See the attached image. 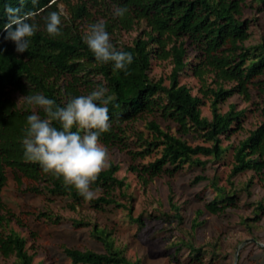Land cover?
<instances>
[{"label": "trees", "instance_id": "1", "mask_svg": "<svg viewBox=\"0 0 264 264\" xmlns=\"http://www.w3.org/2000/svg\"><path fill=\"white\" fill-rule=\"evenodd\" d=\"M114 7L111 20L104 21L106 30L129 29L144 22L145 28L131 40L116 46L118 50L131 52L133 63L124 71H113V62L98 63L94 54L84 43L80 33H71V26L62 27L63 35L50 36L45 27V17L51 11H58L57 2L64 3L72 19L87 13L85 2L72 0H0V191L6 179V167L12 170L17 181L27 179L26 189L37 193H50L70 198L68 206L85 200L74 187H66L63 178H56L43 172L39 163L24 158L23 139L27 116H46L38 106L20 104L11 96L15 90L22 96L44 94L64 106L72 97L90 94L96 87L108 89L112 100L107 105L112 128L102 134L100 141L120 147L135 141L139 148L129 149L131 155H145L152 150L159 151L154 159L137 165H130L139 175L152 177L161 172L171 175L189 164L204 165L206 155L213 159L224 156L228 147L232 150L229 175L251 169L264 179V106L260 112L262 121L249 129L248 133L234 144H222L221 135L228 136L241 126L245 108H235L229 103L226 110L219 104L233 93L249 97V86L262 87L264 72V41L245 44L249 35L248 19L239 14L245 0H102ZM263 0H257V4ZM21 9V12L37 13L35 23L39 30L31 38L28 51L19 53L16 44L4 37L3 26L8 21L7 6ZM127 7L123 17L115 15V10ZM260 8L261 6L258 5ZM190 51L192 54L190 55ZM153 58H168L171 68L168 83L161 78L152 79L148 69ZM195 76L199 82L200 94L192 93L190 87L180 81L183 73ZM99 75V79L93 76ZM230 82V83H228ZM95 90V89H94ZM203 97L209 99L210 116L201 114ZM144 113H156L163 119L175 122V130L163 127L154 118L145 121L147 136L141 130H131L128 121ZM57 128L60 125L54 122ZM77 129H73L75 131ZM192 132L202 142L191 143L181 133ZM83 132H81L82 134ZM119 164L113 161L92 184L101 193L92 200L91 206L100 209L105 205H122L112 194L123 180L116 174ZM206 176L196 175L195 180ZM214 190L213 196L204 202V208L217 212L236 204L237 193L224 190L212 178L208 179ZM3 203L0 198V209ZM174 212L178 206L172 204ZM261 208L262 205L260 204ZM198 213L201 209L197 210ZM53 222L60 221L59 215L52 217L47 211H39ZM4 214L0 212V224ZM134 220L142 222L140 215ZM74 224L81 220L72 218ZM194 224L196 218L194 217ZM91 233L99 238L104 250L80 249L64 246L63 252L73 263L83 264H140L124 255L108 238L103 228L92 227ZM26 238L9 227L0 229V254L14 253V264H42L33 261L32 253L25 246ZM192 255L199 259L201 248L185 241ZM0 264H3L0 261Z\"/></svg>", "mask_w": 264, "mask_h": 264}, {"label": "rangeland", "instance_id": "2", "mask_svg": "<svg viewBox=\"0 0 264 264\" xmlns=\"http://www.w3.org/2000/svg\"><path fill=\"white\" fill-rule=\"evenodd\" d=\"M72 1H84L87 13L72 19L67 6L57 2L58 10L62 8L66 15V19L62 17V27L71 26V33L77 32L83 36L89 25L111 20L114 14L113 5L106 1ZM245 1L246 5L239 14L240 18L248 19L249 35L244 43L264 41V0L258 4L257 0ZM143 28L145 24L141 21L127 30L115 27L108 32L112 43L120 46L124 42H131ZM189 53L191 55L192 51ZM170 68L168 58H153L147 72L152 79L161 78L167 84ZM258 77L263 79L262 87L250 85L247 99L239 93H233L220 102V110H226L231 102L235 108H245L241 126L228 136L221 135L222 144L237 143L249 129L262 121L260 109L264 106V72ZM99 78L103 82L101 76H93L95 81ZM180 81L186 83L192 93L200 94L199 82L192 74L183 73ZM94 85L92 90L96 89V83ZM10 93L19 104L23 101L20 100L23 96L17 91L12 90ZM200 111L210 116L207 97H203ZM150 118L179 133L175 130L174 121L163 119L156 113H144L127 124L132 131L138 129L147 136L145 121ZM181 136L191 143L202 142L192 132L181 133ZM100 143L108 149L109 162L119 164L115 174L123 180V184L116 186L112 194L125 206L108 204L97 209L83 200L71 208L68 206V197L27 190V179L22 176L17 181L12 170L6 167V179L0 191L3 203L0 212L4 214L0 229L11 227L23 235L33 261L42 264H83L73 263L63 252V247L104 250L102 241L91 233L92 227L96 226L108 232V238L125 256L139 260L140 264H264V179L251 169L230 176L231 147L220 159L199 155L200 159H206L204 165L185 162L171 175L161 172L148 177L146 174L139 175L129 167L154 159L159 151L133 156L129 149L140 147L135 141L130 140L123 147ZM202 174L206 177L195 180L196 175ZM209 178L224 190L236 192V204L217 212L205 209L204 202L214 194ZM92 188L99 189L96 195L101 193L99 187ZM172 204L178 206L177 214ZM198 209H201L200 213ZM39 211H47L52 217L59 215L60 221L53 222L45 215H39ZM138 215L142 222L134 220ZM72 218L81 220V224H74ZM185 241L201 248L199 259L192 255ZM14 257L13 252L0 254V261L14 264Z\"/></svg>", "mask_w": 264, "mask_h": 264}, {"label": "clouds", "instance_id": "3", "mask_svg": "<svg viewBox=\"0 0 264 264\" xmlns=\"http://www.w3.org/2000/svg\"><path fill=\"white\" fill-rule=\"evenodd\" d=\"M5 10L8 21L2 28L6 33L4 38L15 42L17 52L28 51L31 38L39 30L35 23L37 13H22L21 9L10 5ZM127 12V7H120L115 10V15L123 17ZM62 17L66 19L62 8L49 12L45 17L46 31L50 36L63 35ZM82 39L98 63L113 62L114 72L128 73L133 54L117 49L104 21L89 25ZM107 92L106 87L98 86L90 94L72 97L64 106H58L54 99L41 93L28 94L20 99L46 113L44 118L35 112L27 116L22 141L24 158L39 163L44 173L58 179L62 177L64 185L74 187L85 200L96 197L99 189L93 190L92 184L109 166L108 149L100 143L102 134L112 128L107 107L112 97L107 96ZM54 122L60 127L54 126ZM74 128L77 130L73 131Z\"/></svg>", "mask_w": 264, "mask_h": 264}]
</instances>
